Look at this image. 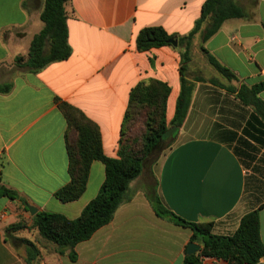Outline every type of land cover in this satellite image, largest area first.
I'll list each match as a JSON object with an SVG mask.
<instances>
[{"label":"crops","instance_id":"crops-1","mask_svg":"<svg viewBox=\"0 0 264 264\" xmlns=\"http://www.w3.org/2000/svg\"><path fill=\"white\" fill-rule=\"evenodd\" d=\"M204 1L68 0L71 55L33 74L14 60L27 57L33 37L43 28L39 16L44 0H0V84L12 85L9 93L0 94V186L16 192L13 199L0 197V264H27L25 249L14 247L5 235L17 223H26V229L10 236L28 240L38 250L30 264H182L191 232L155 215L145 198L154 182L172 213L187 222L212 221L215 235H232L241 218L257 210L264 247V120L235 96L241 85L260 86L258 98L264 102V0H235L244 18L225 21L204 43L200 32L193 37L184 72L192 93L178 128L169 123L180 92L181 50L170 45L137 51L135 45L146 28L186 36ZM201 48L237 81L209 71ZM152 80L170 89L165 119L172 144L155 171L145 170L129 184L130 200L116 209L112 220L74 247L71 261L68 251L59 254L32 228L26 206L76 219L96 197L105 173L93 161L79 199L61 203L54 197L69 182L67 125L56 100L95 123L104 155L116 159L129 93L136 84ZM201 264L225 263L205 259Z\"/></svg>","mask_w":264,"mask_h":264},{"label":"trees","instance_id":"trees-1","mask_svg":"<svg viewBox=\"0 0 264 264\" xmlns=\"http://www.w3.org/2000/svg\"><path fill=\"white\" fill-rule=\"evenodd\" d=\"M67 1L44 0L39 16L43 28L33 37L27 57L15 58V66L34 74L52 63L69 58L71 48L67 41L65 12ZM244 17L243 9L235 0H205L201 6L199 18L186 36L168 35L160 27L139 31L135 39L137 51L170 46L171 40H175L177 47L181 50L180 92L175 103L173 118L169 123L171 127L181 126L190 103L192 86L184 79V72L189 62V48L193 37L200 32L201 42L204 43L220 29L225 21ZM201 52L207 63L222 78L227 81H237L235 74L222 66L205 49L201 48ZM210 82L218 85L215 81ZM11 88L10 83L0 84V94L9 93ZM227 90L235 91L231 88ZM259 90L260 86L249 88L241 85L235 91V96L264 120V102L258 98ZM169 92V87L157 80L148 83L140 82L131 89L120 128L119 156L116 159L104 155L99 129L95 123L87 119L75 107L56 100L67 125L64 140L69 182L56 191L54 197L61 203H70L79 199L85 191L93 161L100 162L104 166L105 173L104 181L96 197L83 208L78 218L69 220L48 212H37L33 216L32 228L37 230L42 239L54 244L59 254L68 251L69 258L74 261V247L87 241L98 229L112 220L116 209L130 200L129 184L145 172L148 161L163 142L168 140L166 148L171 146L172 141L168 136V125L165 119ZM136 123H139L143 130L140 138L142 146L139 149L132 148L133 145L128 144L129 141L131 142L132 126ZM0 197L13 199L16 197V192L0 186ZM145 198L157 217L190 230L189 242L200 247L195 254L187 255L185 252L182 264H201L205 259L222 261L225 264H260L264 256V247L259 238L257 210L243 216L232 235L219 236L212 232V221L192 223L172 213L158 195L156 182L147 189ZM22 229H26L24 223L10 225L6 228L5 235L14 247L22 246L25 249L26 263L30 264L38 256L35 245L28 240L10 236Z\"/></svg>","mask_w":264,"mask_h":264},{"label":"rangeland","instance_id":"rangeland-1","mask_svg":"<svg viewBox=\"0 0 264 264\" xmlns=\"http://www.w3.org/2000/svg\"><path fill=\"white\" fill-rule=\"evenodd\" d=\"M242 2H245V3H247V2H250V1H252V0H241ZM197 39V38H196ZM198 40V39H197ZM1 69H3L4 71H7L5 68H1ZM209 71H213L214 73H216L215 71H214V69H212L210 66H209ZM11 72H13V71H15L14 69H11L10 70ZM8 76V75H7ZM10 77V76H9ZM142 133H143V130H142V127H141V125L139 124V123H136V124H133V126H132V131H131V133H130V139H131V142L129 141V143L128 144H130V145H133L132 146V148H136V149H139V148H141V146H142V143H140V138H141V136H142ZM168 136H169V134H168ZM136 140H139L138 142L136 141ZM137 143H136V142ZM167 142H168V140H166L165 142H163V144H162V146H160V148L157 150V152L153 155V157L152 158H150V160L148 161V165H147V168H146V172H149V170H153V171H155V169H156V167H157V162H158V160L161 158V156L165 153V151L167 150V148L166 147H168V146H166L167 145ZM147 181L149 182V183H152V181H151V179L150 178H148L147 179ZM24 225H26V223H24Z\"/></svg>","mask_w":264,"mask_h":264},{"label":"water","instance_id":"water-1","mask_svg":"<svg viewBox=\"0 0 264 264\" xmlns=\"http://www.w3.org/2000/svg\"><path fill=\"white\" fill-rule=\"evenodd\" d=\"M170 44L172 45V46H176L177 45V42L175 41V40H171L170 41ZM26 209H27V211L29 212V214L31 215V216H34L36 213H37V211H36V209L35 208H33V207H31V206H26ZM199 249H200V247L198 246V245H196V244H194V243H189L188 245H187V247H186V254L187 255H192V254H195V253H197L198 251H199Z\"/></svg>","mask_w":264,"mask_h":264}]
</instances>
